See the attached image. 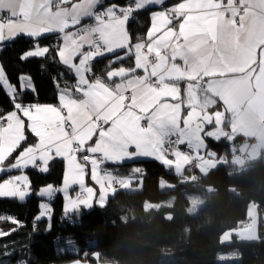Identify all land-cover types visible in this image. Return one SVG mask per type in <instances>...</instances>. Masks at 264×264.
I'll return each instance as SVG.
<instances>
[{
	"label": "snow or ice",
	"instance_id": "obj_1",
	"mask_svg": "<svg viewBox=\"0 0 264 264\" xmlns=\"http://www.w3.org/2000/svg\"><path fill=\"white\" fill-rule=\"evenodd\" d=\"M149 6L160 10L152 13L145 38L133 45L126 26L134 12ZM0 11L9 14L0 19V42L20 34H61L58 56L78 78L74 91L79 96L61 93L59 107L15 102V110L0 115V172L29 166L46 172L53 154L63 157L68 164L61 189L66 212L91 207L93 198L76 152L91 154L84 158L91 165L92 179L101 184L107 175L99 171L104 162H123L141 149L156 151L166 143H198L219 133L226 116L234 126L264 118V0H182L171 7L165 0H135L134 5L120 8L105 7L104 0H0ZM85 20L90 23H82ZM118 50L134 58L131 69L109 71L112 83L87 77L94 58L114 53L121 60ZM48 52V47L37 46L22 58ZM137 70L142 74H135ZM180 82H185L183 97ZM0 85L14 100L15 89L3 68ZM26 86L31 87L30 81ZM218 101L223 111L209 112ZM182 106L189 109L183 127ZM21 117L27 118V129L38 142L24 148L5 168L27 139ZM207 126L213 127L206 130ZM94 136L97 139L89 144ZM72 184L80 185L87 198L68 196ZM29 187L26 176H14L0 183V197L23 200ZM54 191L49 186L39 195L51 197ZM42 208L41 216L50 212L47 205ZM10 234L11 230L0 231V238Z\"/></svg>",
	"mask_w": 264,
	"mask_h": 264
},
{
	"label": "trees",
	"instance_id": "obj_2",
	"mask_svg": "<svg viewBox=\"0 0 264 264\" xmlns=\"http://www.w3.org/2000/svg\"><path fill=\"white\" fill-rule=\"evenodd\" d=\"M112 1L126 6L134 0ZM149 12H134L128 22L132 44L147 31ZM55 37L32 40L19 36L2 45L0 64L15 89V98L0 85V115L14 109L15 102L24 106L56 105L60 89L73 86L69 69L60 63L57 50L50 47ZM36 44L48 47L49 52L43 58L23 59ZM115 58L114 54L94 59L89 76L105 78L113 68L133 67V58ZM22 76L30 78L34 92L21 90ZM224 127L228 128V122ZM207 146L225 163L205 176L181 183L179 177L156 161L118 165V176L139 169L138 189L118 191L105 206L70 218L63 213L59 194L51 201L50 217L38 216L43 201L38 190L61 183L62 163L52 161L46 173L27 170L31 189L28 199L18 202L0 198V231L11 230L10 235L0 238V264L90 261L95 253L101 262L112 264H264V159L246 163L239 171L231 162L232 152L225 138L208 140ZM162 183L170 187H163ZM193 202L199 203L193 207ZM251 204L257 217V239L245 241L233 236L229 243H222L225 232L249 223L247 212ZM219 255L225 257L224 261H218Z\"/></svg>",
	"mask_w": 264,
	"mask_h": 264
},
{
	"label": "crops",
	"instance_id": "obj_3",
	"mask_svg": "<svg viewBox=\"0 0 264 264\" xmlns=\"http://www.w3.org/2000/svg\"><path fill=\"white\" fill-rule=\"evenodd\" d=\"M166 1L167 0H165V2ZM134 2H135V0L129 5L120 6V5L116 4L115 2H113L112 0H108L107 2H105L104 6L107 7L110 4H116L118 6V8L128 7V6L134 5ZM180 2H182V0L179 2H176V3H173V4L166 5V6L171 7V6L178 4ZM147 9L150 10V12H149V27H148L147 31L145 32V34L142 37H140L136 42L145 38L146 33L149 31V29L151 27V15H152V13L156 10H160L156 6H149L148 8L142 9V10H147ZM142 10H140V11H142ZM0 13L9 15L7 13V11H0ZM118 14H119V12H118ZM127 26H128V24H127ZM77 27H79V26H77ZM74 30L75 29H69L68 31H74ZM53 35L58 36L59 41H60L59 48L62 47V40L60 39L61 34H58V33H45V34H42L40 37H29L27 35L20 34V35H17L16 37L24 36V37L30 38L32 40H36L39 38H43V37H47V36H53ZM8 41H11V40H8ZM8 41L0 42V48L2 47V45L4 43H6ZM135 43H133V45ZM37 46H39V45L38 44L34 45L28 51L35 50V48ZM39 47L43 48V46H39ZM58 49H57V56H58ZM84 50H87V47H85ZM118 51H119V53H122V54H120L122 59L128 57V55L125 54V50H118ZM133 51H134V49H133ZM27 52H25L23 57L26 55ZM111 55H114V53H105V55L100 56V57H96L94 59L103 58V57L111 56ZM43 57H28V58H43ZM58 59L62 65H64L65 67H67L69 69V72H70L71 76L73 77V86L70 88L60 89V94L67 91V93L69 95L79 96V94H76V92L74 91L75 85H77V82H78V78L75 76L74 70L70 69L67 65L63 64L61 62L59 56H58ZM78 60H79V57H76V60L74 62H78ZM114 60H116V58ZM92 61L90 63H92ZM133 65H134V58H133ZM0 68H2L1 64H0ZM119 68L120 67L113 68L109 71L118 70ZM124 68L125 69H131V68H127V67H124ZM107 73L105 75V78H99V79L104 80L105 83H112V81L108 80ZM4 74H5V72H4ZM135 74H137V75L142 74V70H137ZM86 75L90 80L95 79V78H91L89 76V73H87ZM5 77H6V75H5ZM119 79H120L119 77L115 78V80L117 82L119 81ZM29 81L31 83V87L26 86ZM180 87H181L182 97H183L185 82H180ZM20 88H21V90H28V91L34 92V84L28 76H22L21 77ZM5 91L7 93L6 89H5ZM10 97H12V96H10ZM169 102L176 103V101H170V100H169ZM39 106H56V107H59V102L56 105H48L47 104V105H39ZM13 110H15V108L12 109L11 111H13ZM217 110L223 111L222 102L218 101V103L213 108L209 109V112H214ZM11 111H9L8 113H10ZM188 111H189V109L186 106H182L181 116H180L181 127H183V120H184V118H186ZM21 118L24 119L26 122L25 135L27 138L29 137L31 140L27 141V139H26L24 142H22L20 148H18L15 152H13L12 157H10L9 160L5 162V165H4L5 168H7L8 164H10L14 161V159L19 155V153L24 148L31 146V145H35L38 142L37 138L27 129V123H28L27 118L26 117H21ZM226 122H228V128L227 129H225V127H224ZM211 127H213V126H207L206 130L208 128H211ZM224 138L226 141L229 142V148H230L231 152H233L235 149L238 150L242 156L247 158V161H248L247 163L257 162L260 159H264V118L256 117L254 119H247V120L236 123L234 126L233 122L231 121V118L227 117V116L224 119V123L221 126L220 132L217 133L216 135L205 136L198 143H193V144H189L187 142H185V143L176 142L179 149L175 151V153L172 157H166L163 154V147H162L161 149H158L156 151H152L151 149H147V150L141 149V150H139L138 154L133 156V158L127 159L123 162H118V163L104 162V163H102L100 165L99 171H100L101 175H103L105 172L107 173V175L105 177H102V183L101 184H97L92 179L91 165H90L89 161H81L79 158H77V162H79L85 166L86 175H85L84 183H85V187H91L93 189V198L89 200L91 207L87 208V207L81 206L79 208V210L74 211V212H66L65 211V208L67 205V199H66L65 193L61 190L64 188V182H65V179L67 176V171H68L67 160L64 159L63 157L55 156L53 154V157L48 162V169H49V164L52 161H55V160L60 161L62 163V167H63L62 179H61V183L57 187H54L52 185H46V186H42L38 190L37 195L43 199V201L41 203V209H40L38 216L41 218L42 217H44V218L50 217V215H51V201L58 194L62 197V200H63V205H62L63 213H64L65 217L70 218V216H72L74 214H78L82 211H89V210H92L94 208H101V207L105 206L107 204V202L109 201V199L112 198L115 195V193L118 191H127V192L136 191L138 189L136 184L140 181L139 169H137V168L133 169L128 174L120 175V176H118L114 172L116 166L123 165L126 163H132V162L144 161V160L156 161L159 164H161L165 169L171 170L175 176L179 177L181 183H184L186 181L187 182H191V181L193 182V181L197 180L199 177L205 176L209 171L216 168L219 164L225 163L224 160L217 157L218 155H217L216 151H212V150H209L207 148L208 147L207 146L208 140L219 141V140L224 139ZM96 139H97V137L94 136L93 141H90L89 144H92ZM130 151L135 152L136 150L134 148H131ZM89 155H91V154H89ZM97 156H99V154H97ZM231 162L234 165L239 164L240 159L232 158ZM37 163L39 164L40 162L38 161ZM27 170H36V171H39L42 173H46L48 171V170L46 172L40 171L39 167H32V166H29V167L24 168V169H12L11 171L0 172V177H3L2 180L0 181V183H3L5 181H7L8 179H10L14 176H17V175H24L27 177L28 183L30 185L28 176L26 174ZM117 171H118V169H117ZM117 182H119L121 185L118 188L115 187V183H117ZM49 186H51L53 189L56 190V191H54V193L51 197L39 195V193L43 189H45L46 187H49ZM162 186L168 187L169 185L167 186V184L162 183ZM28 192H29V194L23 200H20L19 198H16V197H0V198H8V199H14L18 202H25L28 199V197L31 195L30 187L28 189ZM67 194H68V196H70L73 199L79 198V199L83 200V199L87 198V193L84 192L81 189L80 185H78V184H72L71 186H69L67 189ZM42 205H47V207L50 209V212L47 215L41 216V213L44 211V209L42 208ZM254 217H256L255 216V207H254V205L251 204V205H249L248 212H247V219L250 223L249 228L251 227V220ZM256 220H257V217H256ZM263 221H264V217H263ZM246 230L247 229L242 228V229L227 231L221 236V242L222 243H229L233 236L240 238L244 234H246L245 233ZM249 237L253 240L257 239V234H256L255 228L250 232Z\"/></svg>",
	"mask_w": 264,
	"mask_h": 264
},
{
	"label": "built area",
	"instance_id": "obj_4",
	"mask_svg": "<svg viewBox=\"0 0 264 264\" xmlns=\"http://www.w3.org/2000/svg\"><path fill=\"white\" fill-rule=\"evenodd\" d=\"M108 0H104V4L105 2H107ZM132 6V5H131ZM8 15L7 14H1L0 13V19H4V18H7ZM86 22H90V21H86ZM52 44H57L56 42L55 43H52ZM77 86V85H76ZM75 86V88H76ZM76 94H79V93H76ZM172 139H175L174 137ZM179 147L177 146L176 142H172V143H166L165 145H163V154L166 156V157H172L175 153L176 150H178ZM76 157L79 158L81 161H89L88 159H85L84 157L86 156H89L88 153H85V152H76L75 153ZM233 158H238L240 159V163L239 164H236L237 165V168L238 170H242L243 167L245 166V164L247 163V158L242 156L238 151H233ZM115 174L117 173V168H115ZM120 183L117 182L115 183V187H120ZM3 217H0V219H2ZM248 222H245L243 225L244 227H247L248 226Z\"/></svg>",
	"mask_w": 264,
	"mask_h": 264
},
{
	"label": "rangeland",
	"instance_id": "obj_5",
	"mask_svg": "<svg viewBox=\"0 0 264 264\" xmlns=\"http://www.w3.org/2000/svg\"><path fill=\"white\" fill-rule=\"evenodd\" d=\"M9 16V15H8ZM87 20H85V21H83L82 23H90V22H86ZM80 27V26H79ZM54 36H56L55 38H56V45L55 44H50V47L51 48H53V49H58L59 48V46H60V41H59V38H58V36L57 35H54ZM55 42H53V43H55ZM235 151H238V150H236L235 149ZM239 152V151H238ZM240 153V152H239ZM241 154V153H240ZM232 158H233V152H232ZM241 162V161H240ZM248 162V161H247ZM197 203H199V202H193V207L197 204ZM250 224V223H249ZM248 224V226L247 227H244V225H242V228H244V229H247L246 231H245V233L246 234H244L242 237H240L239 239L240 240H245V241H247V240H253V239H251L250 237H249V234H250V232L255 228V226H256V217H254V218H252V220H251V227L249 228V225ZM242 228H240V229H242ZM249 228V229H248ZM224 259H225V257L223 258V256L222 255H219V257H218V261L219 262H222V261H224Z\"/></svg>",
	"mask_w": 264,
	"mask_h": 264
},
{
	"label": "water",
	"instance_id": "obj_6",
	"mask_svg": "<svg viewBox=\"0 0 264 264\" xmlns=\"http://www.w3.org/2000/svg\"><path fill=\"white\" fill-rule=\"evenodd\" d=\"M112 264V263H105L101 262L99 258V254L95 253L91 256L90 261H81V260H75L69 263H64V264Z\"/></svg>",
	"mask_w": 264,
	"mask_h": 264
}]
</instances>
